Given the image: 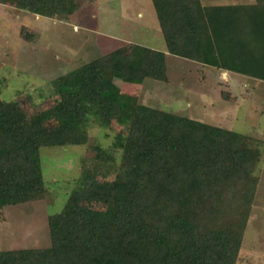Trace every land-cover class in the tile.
<instances>
[{
	"label": "trees",
	"instance_id": "trees-1",
	"mask_svg": "<svg viewBox=\"0 0 264 264\" xmlns=\"http://www.w3.org/2000/svg\"><path fill=\"white\" fill-rule=\"evenodd\" d=\"M64 20L77 0H0ZM166 52L203 67L264 82V0L211 5L151 0ZM23 41L34 31L20 29ZM163 52L131 44L52 81L57 100L38 131L16 101L0 102V212L41 200L39 150L84 145L92 124L111 129L117 110L131 109L114 135L121 151L112 179L84 167L63 209L47 217L50 245L0 251V264H235L264 162V142L137 103L115 85L155 80ZM230 103L235 97L221 92ZM91 118H93L91 123ZM41 128V127H40ZM107 151L97 159L109 162ZM97 203L102 209L84 204Z\"/></svg>",
	"mask_w": 264,
	"mask_h": 264
},
{
	"label": "rangeland",
	"instance_id": "rangeland-1",
	"mask_svg": "<svg viewBox=\"0 0 264 264\" xmlns=\"http://www.w3.org/2000/svg\"><path fill=\"white\" fill-rule=\"evenodd\" d=\"M203 1L223 5L240 0ZM255 1L244 0L245 4ZM77 4L72 16L58 20L18 9L14 2L0 3V102L16 100L38 131L51 127L48 117L39 115L57 100L55 78L135 44L163 52L164 66L155 80L129 84L115 79L122 93L139 104L264 142V82L167 53L151 0H77ZM22 27L36 34L32 44L21 43ZM221 92H229L235 102L223 100ZM130 116L131 109H119L111 129L92 124L84 145L40 148L46 193L39 201L7 206L0 212V251L50 245L47 217L63 209L83 168H91L99 178L110 180L115 175L121 151L113 149L112 142L118 131L126 130ZM100 150L107 151L109 162L97 159ZM84 204L103 208L97 203ZM235 264H264V162Z\"/></svg>",
	"mask_w": 264,
	"mask_h": 264
},
{
	"label": "crops",
	"instance_id": "crops-1",
	"mask_svg": "<svg viewBox=\"0 0 264 264\" xmlns=\"http://www.w3.org/2000/svg\"><path fill=\"white\" fill-rule=\"evenodd\" d=\"M214 1H216V0H214ZM201 2L203 3V4H211V5H222V4H216V3H205L203 0H201ZM237 4H245V2H244V0H240V1H236V2H226L225 4H223V5H237ZM248 4H253L252 2L251 3H248ZM36 16H38V15H36ZM33 29V28H32ZM22 40V39H21ZM25 42V41H24ZM22 42L21 41V43H23V44H32V43H28V42ZM217 71H220V70H217ZM222 72H224V71H222ZM226 73H229V72H226ZM229 74H233V73H229ZM237 75H239V74H237ZM241 76H243V75H241ZM244 77H246V76H244ZM246 78H248V77H246ZM249 79H253V78H249ZM254 80H257V79H254ZM260 81V80H259ZM244 87H246V85L244 84Z\"/></svg>",
	"mask_w": 264,
	"mask_h": 264
}]
</instances>
